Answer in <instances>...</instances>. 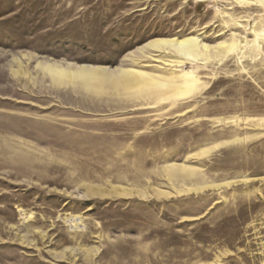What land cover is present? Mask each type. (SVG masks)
<instances>
[{"label": "rangeland", "instance_id": "rangeland-1", "mask_svg": "<svg viewBox=\"0 0 264 264\" xmlns=\"http://www.w3.org/2000/svg\"><path fill=\"white\" fill-rule=\"evenodd\" d=\"M0 264H264V0H0Z\"/></svg>", "mask_w": 264, "mask_h": 264}, {"label": "bare ground", "instance_id": "bare-ground-1", "mask_svg": "<svg viewBox=\"0 0 264 264\" xmlns=\"http://www.w3.org/2000/svg\"><path fill=\"white\" fill-rule=\"evenodd\" d=\"M201 42L202 41H200L197 36H191V37H185L182 39H172V38L171 39H158V40L151 42L148 46L151 49H157V50H173V51H176L177 53L184 54V55H187L193 58H196L197 56L210 55L211 52H216V48H211ZM82 75L72 74L66 71L61 75L59 74V77L66 78L61 81L62 83L64 80L72 81L73 77H77L80 79V80L78 79L79 81L82 80L83 82H85L86 76H82ZM86 75L89 76L91 75V73H87ZM93 78L95 80H98L99 83L103 79L101 75H92L90 77V79H93ZM118 83L124 88H130V87L138 85L139 80H138L137 75L133 73L131 74L129 72L128 73L121 72L118 77Z\"/></svg>", "mask_w": 264, "mask_h": 264}]
</instances>
